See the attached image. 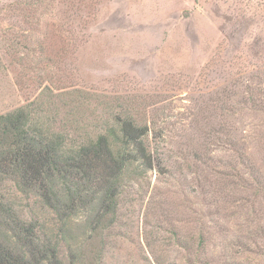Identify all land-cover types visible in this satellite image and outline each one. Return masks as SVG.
Segmentation results:
<instances>
[{"label": "rangeland", "instance_id": "1", "mask_svg": "<svg viewBox=\"0 0 264 264\" xmlns=\"http://www.w3.org/2000/svg\"><path fill=\"white\" fill-rule=\"evenodd\" d=\"M23 106L148 129L114 214L0 183L61 264H264V0H0V115Z\"/></svg>", "mask_w": 264, "mask_h": 264}, {"label": "trees", "instance_id": "2", "mask_svg": "<svg viewBox=\"0 0 264 264\" xmlns=\"http://www.w3.org/2000/svg\"><path fill=\"white\" fill-rule=\"evenodd\" d=\"M46 122L31 118L27 106L0 115V183H13L19 193L51 209L66 204L74 211L97 203L103 214H114L128 170L154 167L148 129L131 118L115 117L111 124L75 139ZM69 123L63 127L79 133L85 129L75 120ZM7 204L0 194V232H10L14 240L8 238L12 247L0 242V264H61L51 245L40 244L36 225L17 219Z\"/></svg>", "mask_w": 264, "mask_h": 264}]
</instances>
